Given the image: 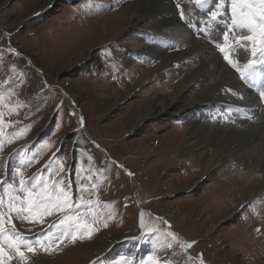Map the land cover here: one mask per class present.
<instances>
[{"label": "rangeland", "instance_id": "rangeland-1", "mask_svg": "<svg viewBox=\"0 0 264 264\" xmlns=\"http://www.w3.org/2000/svg\"><path fill=\"white\" fill-rule=\"evenodd\" d=\"M133 2L0 0V157L11 152L4 172L0 168V178H11L20 189L18 193L5 187L8 198L1 203L0 232L11 240L12 229L31 233L58 219L40 239L50 251L37 245L32 253L21 246L26 257L21 259L14 248L5 246L7 264H264V206L257 208V216L250 213V205L240 209L241 204L264 195V188L252 194L263 187L251 183L264 182L260 167L252 172L237 154H231L213 178L204 177L209 156L200 160L196 154L185 153L191 143L180 139L190 124L176 115L167 118L180 136L175 145L160 143L163 130L154 118L135 132L123 128L121 121L131 118L135 100L173 94L181 88L182 69L190 73L202 68L193 82L197 92L210 87L216 75L213 62L205 68L204 54L195 58L188 54L181 63L175 61L174 66L160 69L163 54L148 45L171 53L181 52L186 44L178 38L172 41L169 33L163 37L150 31L151 18L141 23V31L131 34L115 36L112 26L106 40H101L105 29L100 18L128 4L135 9ZM192 2L171 0L177 15V3L188 7L189 14ZM229 10L210 7L211 12L223 11L220 16L231 15ZM178 16L189 34H195L190 25L201 27L209 17L193 21L190 14ZM91 35L98 41L90 48L89 58L82 60V66L73 64L88 52L86 42ZM151 35L159 39L147 41ZM233 37L232 31L230 42ZM215 52L223 58L218 49ZM133 53L148 62L136 63ZM125 55L132 61L125 63ZM176 67L178 70L170 72ZM215 94L210 97L220 101ZM256 121L264 125L262 118ZM212 150L214 155L218 151ZM183 182L195 185L191 190H173ZM45 185L53 197L66 193L72 207L21 222L27 211L16 217L3 209L16 203L27 208L28 192L35 193ZM232 208L234 216L219 223ZM67 216L73 219L65 220ZM61 220L65 222L61 224ZM213 225L217 226L210 230ZM68 232L77 235L74 242ZM108 232L110 246L100 253L95 249L91 259L66 254ZM183 239L198 240L187 250L181 247ZM0 264H4L3 257Z\"/></svg>", "mask_w": 264, "mask_h": 264}, {"label": "bare ground", "instance_id": "bare-ground-1", "mask_svg": "<svg viewBox=\"0 0 264 264\" xmlns=\"http://www.w3.org/2000/svg\"><path fill=\"white\" fill-rule=\"evenodd\" d=\"M133 3L136 5L135 9L132 8L134 6L130 7V4H128L123 6L120 10L114 12L113 14H108L100 18V21H102V24H104V29H105V32L103 31L104 38L101 40H106L105 37L109 35L107 32L109 28H111L112 26L115 27L114 30L115 32L113 34L115 36L116 35L118 36L120 33L131 34L132 30H135L136 32H139V30L141 31L142 30L141 23L144 22L146 19L151 18L153 19L152 20L153 23L149 24V26H151L150 31L159 32L158 34L161 36H163L165 33H169V36L173 37L171 39L172 41H175L178 38L186 44L185 49L182 50L181 52H177V50H174L171 53H167L168 51L165 52L163 50L162 51L158 50L157 47L148 45L147 46L148 49L156 50L159 51L161 54H163L162 57L164 64L162 63L163 66L161 65L160 69L168 68L172 66L173 64L171 63H174L175 61H179L181 63L183 58L186 57V55L188 54H190L189 56L193 58L199 56L200 54H204L203 56H205L207 59L204 65L205 68L209 67V65H211V63L213 62L214 64L213 66H215L216 68L214 70L216 75L215 77H212V82L210 87L197 92V89L193 82H195L196 78L198 79V76H200L199 71L202 68L200 70H196L190 73L189 72L187 73L188 71L187 68H186L187 71L186 69L184 70L182 69V72H179L183 76L181 81V88H177L175 93L157 94L149 98L138 99L133 102V105H136V107L134 108L131 118L125 119L123 122L121 121V123H123L124 126L123 128L125 129V131L135 132L136 127L139 128L141 125L146 123V121L149 118H154L157 120V122H159V128L163 130V133L159 135V139H161L160 143L161 144L168 143V145L171 144L175 145V142L178 141V139L175 140V138L176 137L180 138V136L177 135L175 129H173L170 126V123L167 122V118L168 115L171 114L176 115L178 117H181L183 120L186 119L187 123L190 124V127L188 128L186 135L180 139L181 141L183 139L191 143L188 145V148H186L187 150H185L186 151L185 153L196 154V156L199 157L200 160L201 159L204 160V158L209 156V158L206 160V169L205 171L203 170L202 172L204 177L213 178L215 170L219 167V165H221L222 162H226L225 161L226 158L231 154L233 155L237 154V156L241 158L243 164L247 166L246 168L251 169L252 172L256 166L260 167L262 169V172H264V125L263 124H259L257 121H253V122L241 121V122H237V124L238 123L242 124L241 128H239L240 125L238 126L231 124L219 127L216 126V124H210L211 121H208L206 119L207 117L205 118L203 115H201V112L207 115V112H204V109L208 107L210 103L215 102L214 98L210 97L211 94H213V92L214 93L216 92V94H218L217 98H219L220 101H225L226 100V95L224 93L225 86H230L232 84L235 85L239 84L238 79L234 74V72L227 66L223 58H221L220 55L215 52V50L218 49V52L221 53L222 51L220 49L221 48L225 49L227 47V46L221 47L218 44V42L225 40V33L228 34L227 40H229L230 33L233 31L234 39L230 42V44H233L234 48L230 52H233L234 50H238V49L241 50L242 52L239 54L243 55V59L247 61L249 57L252 55V51H251L252 42L243 40L242 43H240L241 37L249 34L247 30L238 27L234 28L232 26L231 23L232 12L231 15L226 14L220 16V14L223 13V11H221V13L218 11L211 12L210 8H205V9L201 8L199 10H195L190 13V18H191L190 20L195 21L196 17L199 18H205L207 16L212 17V13L214 12L217 13V16L221 18L220 21H218L217 23L216 20L214 19L208 21L207 19L208 17H207L206 21L204 22V24H202L201 27L208 26L210 29L213 27L218 31V37H213L212 33H210V35L206 36L204 40H202L201 38L193 40L192 38L197 37V35L192 33L189 34L187 30H184L183 25L179 20V16L177 15V10L175 6L172 5L171 0H135V2ZM211 8L215 10L216 7H211ZM229 9H230L229 11H231V8ZM94 19L95 20L93 21L98 20V18H94ZM116 23H119V25L118 24L115 25ZM92 27L93 26H91V30ZM132 36L134 35L132 34ZM90 39L91 40L89 42H86L87 43L86 45L89 47L88 52L83 54V56L73 64L81 63L80 66H82L83 64L82 60L89 58L90 55L89 50H91L90 48L94 47L93 44L96 45L98 41L95 35L94 37L93 35H91ZM92 41L95 42L92 43ZM241 45H243V47ZM131 57L133 58V55ZM131 57L125 55L123 57V61L125 63L130 62L132 61ZM133 60L135 59L133 58ZM178 68L179 67H176L172 70L170 69L171 70L170 72H175L176 70H178ZM211 72L212 74L214 73L213 71ZM245 94L247 95L246 98H248L251 101V105H248L250 106L249 108L252 109V111L255 114L257 113L260 116L264 114L260 109V105L256 96H254L252 92L247 89H245ZM123 98L121 100H123ZM129 115L130 112L129 113L127 112V116ZM145 137L147 138L148 136ZM138 143L139 141H137V143L135 144ZM209 146H211L210 150L208 148ZM160 147L162 146H159L158 148ZM137 148L139 149L140 147ZM212 149L218 150L216 153L217 155L210 153ZM8 154L9 152L5 153L0 157V168L2 172H4L5 169L4 167L9 156ZM251 183H252V187L256 186L261 188V186H263L262 189L258 190L255 188V190H252V194L254 195H256L258 191L263 190L264 188L263 185L264 182L262 181L260 182L254 181ZM194 185L195 183L190 184L188 182H183L177 185V187H175L173 190L174 191L188 190V189L191 190V188H193ZM245 187H247V185ZM250 189L252 188L250 187ZM234 212H235V208L234 209L232 208L230 210L227 209L226 216L223 217L219 223H221L226 218H232L234 216ZM216 226L217 225H213L210 230L214 229ZM109 234L110 232L104 234L103 237H101V239L95 240L92 243H85L78 245L75 248L69 250L66 254L70 256L72 255V253H75L74 256L77 255L81 257L83 260H89L95 254L94 253L95 249L98 250L100 249L98 251L100 253L104 248L106 249L110 246V242H108ZM100 245H102V247L98 248L97 246ZM43 260L44 262H46L45 259ZM73 264H76V262L74 261Z\"/></svg>", "mask_w": 264, "mask_h": 264}, {"label": "snow or ice", "instance_id": "snow-or-ice-1", "mask_svg": "<svg viewBox=\"0 0 264 264\" xmlns=\"http://www.w3.org/2000/svg\"><path fill=\"white\" fill-rule=\"evenodd\" d=\"M231 12H232V26L246 29L249 33L248 35L242 36L241 40H247L252 42V55L255 57L257 51L264 55V0H232L231 3ZM217 13H212V18L216 19ZM228 39V34L225 33V40ZM259 45V47H257ZM243 47V45H241ZM222 52L225 51L224 48L220 49ZM225 59L228 63L236 68L237 71H240L236 61L229 58L228 54H225ZM255 64V60H249V62L244 65L245 69L252 67ZM243 76V73H242ZM264 95V93H262ZM21 185H24V181L21 180ZM27 208H18L15 209L18 214H21L27 211L28 216L26 219L37 217L40 218L43 215H51L54 211H63L65 208L72 207L69 202V198L66 193L60 192L59 195L53 197L50 192H48V186L45 185L43 188H40L37 192L33 193L28 192L27 199ZM2 203V201H0ZM14 206H10L13 208ZM73 217L67 216L65 220H72ZM65 221L61 220L60 223L63 224ZM79 224V222L77 221ZM2 224V221H0ZM87 227V226H85ZM2 231V228H0ZM79 231V228H77ZM66 235H71L73 242L76 240L77 235L74 232H68ZM89 235H91V230H89ZM18 239V238H17ZM21 242H12L10 247H13L21 259H26L25 253L21 251ZM36 243L44 250L50 251L51 249L45 246L41 241H36ZM191 245H189L190 247ZM28 252L35 253L36 249L31 245L26 246ZM0 257L4 258V264H7L6 254L2 246H0Z\"/></svg>", "mask_w": 264, "mask_h": 264}]
</instances>
